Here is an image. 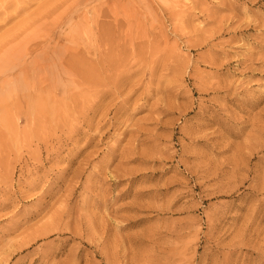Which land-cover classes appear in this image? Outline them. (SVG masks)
Segmentation results:
<instances>
[{
    "label": "rangeland",
    "instance_id": "374dc122",
    "mask_svg": "<svg viewBox=\"0 0 264 264\" xmlns=\"http://www.w3.org/2000/svg\"><path fill=\"white\" fill-rule=\"evenodd\" d=\"M263 58L264 0H0V264H264Z\"/></svg>",
    "mask_w": 264,
    "mask_h": 264
},
{
    "label": "bare ground",
    "instance_id": "6f19581e",
    "mask_svg": "<svg viewBox=\"0 0 264 264\" xmlns=\"http://www.w3.org/2000/svg\"><path fill=\"white\" fill-rule=\"evenodd\" d=\"M62 4H63V2H62ZM63 6H64V5H63ZM50 8H51V7H50ZM50 8H49V9H50ZM45 9H47V8H45ZM52 11H53V10H52ZM42 12H43V10H42ZM44 12H45V11H44ZM49 12H50V11H48V13H49ZM50 13H51V12H50ZM42 14H43V13H42ZM42 14H41V15H42ZM44 15H45V14H44ZM114 20H115V19H114ZM114 22H116V21H114ZM117 22H118V21H117ZM115 24H116V23H115ZM118 27H119V26H118ZM118 27H116V28H118ZM101 28H102V27H101ZM18 29H19V28H18ZM119 29H120V28H119ZM24 31H25V30H24ZM103 31H104V30H103ZM101 32H102V31H101ZM18 33H19V32H18ZM97 33H98V30H97ZM107 33H108V32H107ZM112 35H113V34H112ZM99 36L101 37L100 32H99ZM99 36H97V37H99ZM115 36H116V35H115ZM100 37H99V38H100ZM116 37H117V36H116ZM119 37H120V36H119ZM8 38H9V37H8ZM11 38H12V37H11ZM13 38H14V37H13ZM103 38H104V37H103ZM101 39H102V38H101ZM101 39H100L99 44L103 41V39H102V41H101ZM109 39H111V38H109ZM125 39H126V38H125ZM127 39H128V38H127ZM133 39H134V38H133ZM120 40H121V39H120ZM134 40H135V39H134ZM8 41H9V40H8ZM104 41H105V40H104ZM122 41H123V40H122ZM122 41H121V42H122ZM129 41H130V40H129ZM131 41H132V40H131ZM107 42H108V41H107ZM113 42H114V41H113ZM115 42H117V41L115 40ZM109 43H110V41H109ZM137 43H139V42H137ZM102 44H104V43L102 42ZM111 44H112V42H111ZM119 44H120V42H119ZM135 44H136V43H135ZM106 45H107V44H106ZM114 45H115V44H114ZM120 45H121V44H120ZM130 45H131V44H130ZM133 45H134V44H133ZM136 45H137V44H136ZM111 46H112V45H111ZM124 46H125V45H124ZM138 46H139V44H138ZM99 47H100V45H99ZM117 47H119V46H117ZM128 47H130V46H128ZM134 47H135V45H134ZM100 48H101V47H100ZM108 49H109V48H108ZM110 49H111V48H110ZM122 49H124V48L122 47ZM127 49H128V48H127ZM119 50H120V49H119ZM98 51H99V50H98ZM102 51H103V50H102ZM110 51H111V50H110ZM112 51H114V50H112ZM112 51H111V53H112ZM123 51H124V50H122V52H123ZM108 52H109V50H108ZM129 52H130V51H129ZM97 53H99V52H97ZM82 54H83V53H82ZM82 54H81V55H82ZM81 55H80V56H81ZM84 55H85V54H84ZM84 55H83V56H84ZM86 55H87V54H86ZM107 55H108V54H107ZM107 55H105V56H107ZM118 55H119V53H118ZM83 56H82V57H83ZM105 56L103 55V58H104ZM112 56H113V55H112ZM120 56H121V55H120ZM123 56H124V55H123ZM123 56H122V57H123ZM100 57H101V56H100ZM118 57H119V56H118ZM256 57H257V56H256ZM76 58L78 59V57H76ZM83 58H84V57H83ZM110 58H111V57H110ZM113 58H114V56H113ZM97 59H98V58H97ZM99 59H100V58H99ZM101 59H102V58H101ZM128 59H129V58H128ZM263 59H264V58H263ZM94 60H95V59H94ZM73 61H74V60H73ZM80 61H81V60H80ZM86 61H88V60H86ZM95 61H96V60H95ZM102 61H103V60H102ZM102 61H100V63H103ZM117 61H118V60H117ZM141 61H142V60H141ZM241 61H242V60H241ZM263 61H264V60H262V62H263ZM88 62H89V61H88ZM96 62H99V61H96ZM106 62H107V61H106ZM121 63H122V62H121ZM142 63H143V62H142ZM91 64H92V62H91ZM91 64H90V65H91ZM98 64H99V63H97V65H98ZM115 64H116V63H115ZM260 64H261V63H260ZM111 65H112V64H111ZM111 65H110V66H111ZM79 66H80V64H79ZM91 66H92V65H91ZM91 66H89V67H91ZM100 66H102V64H101ZM106 66H107V65H106ZM106 66H105V67H106ZM130 66H131V65H130ZM70 67H71V66H70ZM84 67H85V66H84ZM95 67H96V65H95ZM112 67H113V66H112ZM125 67H126V66H125ZM127 67L129 68V66H127ZM132 67H133V66H132ZM78 68H79V67L77 66V70H78ZM85 68H86V67H85ZM93 68H94V67H93ZM97 68H98V67H97ZM102 68H103V67H102ZM109 68H110V67H109ZM80 69H81V68H80ZM95 69H96V68H95ZM99 69H100V67H99ZM110 69H112V68H110ZM124 69H125V68H124ZM129 69H131V68H129ZM72 70H73V69H72ZM77 70H73V71H77ZM101 70H103V69H100V71H101ZM107 70H108V69H107ZM112 70H113V69H112ZM122 70H123V69H122ZM125 70H126V69H125ZM69 71H71V70H69ZM103 71H104V70H103ZM123 71H124V70H123ZM127 71H128V70H127ZM129 71H131V70H129ZM91 72H92V71H91ZM115 72H116V71L114 70L113 73H115ZM121 72H122V71H121ZM73 73H74V72H73ZM77 73H78V72H77ZM83 73H84V72H82L81 74H83ZM87 73H88V72H87ZM111 73H112V72H111ZM113 73H112V74H113ZM117 73H118V72H117ZM124 73H125V71H124ZM129 73H130V72H129ZM151 73H152V72H151ZM84 74H86V72H85ZM88 74H89V73H88ZM102 74H103V73H102ZM105 74H106V72H105ZM119 74H120V73H119ZM92 75H93V74H92ZM94 75H95V74H94ZM100 75H101V74H100V72H99V77H101V79H102L103 77L100 76ZM115 75H116V73H115ZM152 75H153V74H152ZM79 76H80V74H79ZM83 76L85 77V75H83ZM103 76H104V75H103ZM111 76H112V75H111ZM111 76H110V77H111ZM117 76H118V74H117ZM76 77H77V76H76ZM92 77H94V76H92ZM80 78H82V76L79 77V80H82V79H80ZM87 78H89L88 75H87ZM115 78H117V77H115ZM119 78H121V77H119ZM101 79H100V80H101ZM112 79H114V77H113ZM112 79H111V80H112ZM126 79H127V78H126ZM79 80H78V82H79ZM83 80H84V79H83ZM87 80H88V79H87ZM90 80H91V79H90ZM94 80H95V79H94ZM98 80H99V79H98ZM100 80H99V81H100ZM106 80H108V79H106ZM117 80H118V79H117ZM95 81H97V80H95ZM101 81H103V80H101ZM112 81H113V80H112ZM114 81H116V79H114ZM132 81H133V80H132ZM80 82H81V81H80ZM88 82H89V81H88ZM91 82H93V81H91ZM104 82H106V81H104ZM104 82H103V83H104ZM108 82H109V81H108ZM119 82H120V81H119ZM134 82H135V81H134ZM134 82H133V83H134ZM138 82L141 83V81H138ZM231 82H232V81H231ZM82 83H83V82H82ZM93 83H94V82H93ZM110 83H111V82H110ZM130 83H131V82H130ZM135 83H136V82H135ZM223 83H224V82H223ZM233 83H234V82H233ZM79 84H80V83H79ZM99 84H100V82H99ZM99 84H97V85H99ZM123 84H124V83H123ZM123 84H122V85H123ZM125 84H126V83H125ZM84 85H85V84H83V86H84ZM119 85H120V84H119ZM122 85H121V86H122ZM137 85H138V83H137ZM221 85H222V84H221ZM85 86H86V85H85ZM93 86H94V85H93ZM100 86H101V85H100ZM100 86H97V87L99 88ZM103 86H104V85H103ZM112 86H113V85H112ZM134 86H135V85H134ZM139 86H140V85H139ZM234 86H235V85H234ZM79 87H80V85H79ZM86 87H87V86H86ZM95 87H96V86H95ZM113 87H114V86H113ZM119 87H120V86H118V88H119ZM131 87H132V85H131ZM131 87H129L128 89L130 90ZM137 87H138V86H137ZM218 87H219V86H218ZM228 87H229V86H228ZM232 87H233V86H232ZM101 88H102V87H101ZM104 88H105V87H104ZM108 88H109V86H108ZM124 88H125V87H124ZM133 88H134V87H133ZM216 88H217V87H216ZM216 88H215V89H216ZM219 88H220V87H219ZM67 89H68V88H67ZM87 89H89V88H87ZM105 89H106V88H105ZM110 89H112V88H110ZM114 89H115V87H114ZM119 89H120V88H119ZM231 89H232V88H231ZM70 90H71V89H70ZM74 90H75V89H74ZM83 90H84V89H83ZM95 90H96V88H95ZM95 90L93 89L94 92H95ZM102 90H104V89H102ZM123 90H124V89H123ZM216 90H217V89H216ZM229 90H230V87H229ZM229 90H228V91H229ZM235 90H236V88H235ZM239 90H240V89H239ZM245 90H246V89H245ZM247 90H248V89H247ZM249 90H250V89H249ZM66 91H67V90H66ZM85 91H86V90H85ZM89 91H90V90H89ZM93 91H92V92H93ZM104 91H105V90H104ZM106 91H107V90H106ZM111 91H113V90H111ZM119 91H120V90H119ZM222 91H223V90H222ZM232 91H233V90H232ZM243 91H244V90H243ZM78 92H79V91H78ZM92 92H90V93L92 94ZM100 92H101V91H100ZM117 92H118V91H117ZM117 92H116V93H117ZM122 92H123V91H122ZM122 92H121V94H122ZM131 92H133V91H131ZM216 92H217V91H216ZM220 92H221V89H220ZM220 92H218V93L220 94ZM241 92H242V91H241ZM245 92H246V91H245ZM69 93H70V92H69ZM98 93H99V92H98ZM101 93H102V92H101ZM126 93L129 94V92H127V91H126ZM226 93H227V92H226ZM242 93H243V92H242ZM247 93H248V92H247ZM66 94H67V93H66ZM76 94H77V93H75V94L72 95V96H76ZM95 94H96V93H95ZM230 94H231V93H230ZM232 94H233V93H232ZM248 94H249V93H248ZM43 95H44V94H41V96H43ZM84 95H85V94H84ZM84 95H82V96H84ZM125 95H126V94H125ZM131 95H132V94H131ZM239 95H240V94H239ZM245 95H246V93H245ZM249 95H250V94H249ZM254 95H255V94H254ZM41 96H40V98H41ZM49 96H50V95H49ZM49 96L47 95V96H45V97H49ZM78 96H79V95H78ZM85 96H86V95H85ZM103 96H104V95H103ZM251 96H252V95H251ZM79 97H80V96H79ZM93 97H94V96H93ZM114 97H115V96H114ZM114 97H113V98H114ZM118 97H119V96H118ZM120 97H121V96H120ZM222 97H223V96H222ZM227 97H228V96H227ZM246 97H247V96H246ZM32 98H33V97H32ZM53 98H54V97H53ZM65 98H66V97H65ZM65 98H64V99L62 98V99L65 100ZM67 98H69V97L67 96ZM71 98H72V97H71ZM80 98H81V97H80ZM84 98H85V97H84ZM91 98H92V97H91ZM111 98H112V97H111ZM115 98H116V97H115ZM128 98H129V97H128ZM255 98H256V97H255ZM78 99H79V98H78ZM227 99H228V98H227ZM248 99H249V98H248ZM36 100H37V98H36ZM40 100H41V101H40ZM40 100H39V102H36V101H35L36 103L33 105V106H34V109H33V110L36 112V113H35L36 116H37L38 113H40V114H39L40 117L42 116L41 113H44V115H45V114H47V115H54V114H55V111H56V109H57L56 107H58L57 105H59V104H55V103H53L54 101L51 102V101H49V99H48V101H46V100H42V99H40ZM56 100H58V99H56ZM72 100H73V99H72ZM72 100H71V101H72ZM74 100H75V99H74ZM80 100H81V99H80ZM82 100H84V99L82 98ZM89 100H90V99H89ZM105 100H106V99H105ZM116 100H117V99H116ZM121 100H122V98H121ZM236 100H237V99H236ZM29 101H30V100H29ZM33 101H34V99H33ZM58 101H60V100H58ZM71 101H70V102H71ZM91 101H92V100H91ZM113 101H114V99H113ZM219 101H220V100H219ZM63 102H64V101H63ZM66 102H67V101H66ZM72 102H73V101H72ZM72 102H71V103H72ZM75 102H77V101H74V103H75ZM78 102H79V101H78ZM117 102H118V101H117ZM64 103H65V102H64ZM79 103H80V102H79ZM79 103H78V104H79ZM84 103H85V102H84ZM110 103H111V102H110ZM110 103H109V104H110ZM122 103H123V101H122ZM61 104H62V102H61ZM65 104H66V103H65ZM65 104H64V105H65ZM87 104H88V102H87ZM106 104H107V103H106ZM123 104H124V103H123ZM134 104H136V103H134ZM15 105H16V104H15ZM70 105H71V104H69V106H70ZM79 105H80V104H79ZM79 105H78V106H79ZM81 105H82V104H81ZM83 105H84V104H83ZM85 105H86V103H85ZM128 105H129V104H128ZM72 106H73V105H72ZM72 106H71V107H72ZM76 106H77V105H76ZM78 106H77V107H78ZM125 106H126V105H125ZM245 106H246V105H245ZM1 107H2V106H1ZM1 107H0V108H1ZM27 107H28V106H27ZM59 107H60V106H59ZM61 107H62V106H61ZM73 107H75V104H74ZM73 107H72V109H74ZM81 107H82V106H81ZM88 107H89V106H88ZM118 107H119V106H118ZM4 108H5V107H4ZM68 108H69V107H68ZM68 108H67V109H68ZM131 108H132V106H131ZM134 108H136V106H135ZM2 109H3V108H2ZM2 109H1V110H2ZM6 109H7V108H6ZM6 109H5V110H6ZM75 109H76V108H75ZM80 109H81V108H80ZM103 109H104V108H103ZM224 109H225V108H224ZM44 110H45V111H48V113H46ZM131 110H132V109H131ZM30 111H31V110H30ZM59 111L61 112V110H59ZM114 111H115V109H114ZM4 112H6V111H4ZM4 112H2V113H4ZM32 112H33V111H32ZM32 112H31V113H32ZM63 112H64V111H63ZM68 112H69V111H68ZM87 112H88V111H87ZM99 112H100V111H99ZM109 112H110V111H109ZM133 112H134V110H133ZM261 112H264V111H261ZM72 113H73V112H72ZM72 113H71V114H72ZM76 113H79V112H74V114H76ZM81 113H82V112H81ZM85 113H86V112H85ZM100 113H101V112H100ZM68 114H69V113H68ZM71 114H70V115H71ZM90 114H91V113H90ZM44 115H43V116H44ZM64 115H65V114H64ZM82 115H83V114H82ZM65 116H66V115H65ZM65 116H64V117H65ZM71 116H72V115H71ZM75 116H76V115H75ZM79 116H80V114H79ZM79 116H78V117H79ZM96 116H97V115H96ZM96 116H95V117H96ZM104 116H105V115H104ZM259 116H260V115H259ZM3 117H4V115L2 116V118H3ZM38 117H39V116H38ZM44 117H47V116H44ZM44 117H43V118H44ZM48 117H49V116H48ZM48 117H47V118H48ZM51 117H52V116H51ZM73 117H74V116H73ZM98 117H99V116H98ZM101 117H102V115H101ZM108 117H109V116H108ZM2 118H0V119H2ZM84 118H85V117H84ZM88 118H89V117H88ZM109 118H110V117H109ZM33 119H34V118H33ZM38 119H39V118H38ZM41 119H42V118H40L39 120H41ZM68 119H69V118H68ZM75 119H76V118H75ZM79 119H80V117H79ZM79 119H78V120L76 119V121H79ZM81 119H82V118H81ZM105 119H107V118L105 117ZM44 120H47V119L45 118ZM62 120H63V119H62ZM86 120H87V119H86ZM103 120H104V118H103ZM103 120H102V121H103ZM110 120H111V119H110ZM263 120H264V119H263ZM34 121H35V120H34ZM36 121H38V120H36ZM63 121H64V120H63ZM63 121H62V122H63ZM82 121H83V119H82ZM93 121H95V120H93ZM93 121H92V122H93ZM69 122H70V121H69ZM86 122H87V121H86ZM89 122H90V121H89ZM104 122H105V121H104ZM111 122H112V120H111ZM73 123H76L75 120H73ZM73 123H72V124H73ZM78 123H79V122H78ZM78 123H76V124L78 125ZM81 123H82V122H81ZM101 123H102V122H101ZM37 124H38V123H37ZM43 124H44V123H43ZM47 124H48V123H47ZM47 124H46V125H47ZM69 124H71V123H69ZM85 124H86V123H85ZM87 124H88V122H87ZM87 124H86V126H88ZM95 124H96V123H95ZM98 124H99V122H98ZM263 124H264V123H263ZM29 125H30V124H29ZM34 125H35V124H34ZM106 125H107V124H106ZM41 126H43V125H41ZM48 126H49V125H48ZM67 126H68V125H67ZM67 126H66V127H67ZM74 126H75V124H74ZM34 127H35V126H34ZM34 127H33V128H34ZM58 127H59V126H58ZM77 127H78V126H77ZM79 127H80V126H79ZM92 127H96V125H95V126H92ZM33 128H31V129H32V133H33ZM45 128H46V127H45ZM51 128H52V127H51ZM71 128H72V127H71ZM97 128H98V127H97ZM58 129H59V128H58ZM68 129H69V128L67 127V130H68ZM92 129H93V128H92ZM94 129H96V128H94ZM42 130H43V129H42ZM47 130H48V129H47ZM49 130H50V129H49ZM60 130H61V126H60ZM63 130H64V129L62 128L61 131H63ZM84 130H85V129H84ZM89 130H91V129H89ZM100 130H101V129H100ZM27 131H28V129H27ZM27 131H26V132H27ZM43 131H44V130H43ZM65 131H66V130H65ZM68 131H71V130L69 129ZM68 131H66V132H68ZM82 131H83V130H82ZM263 131H264V130H263ZM39 132H40V131H39ZM44 132H46V131H44ZM47 132H49V131H47ZM47 132H46V133H47ZM53 132H55V130H54ZM29 133H30V131H29ZM32 133H31V134H32ZM37 133H38V131H37ZM57 133H58V132H57ZM57 133H56V134H57ZM61 133H62V132H61ZM73 133H74V132H73ZM75 133H76V132H75ZM91 133H92V132H91ZM105 133H106V132H105ZM105 133H104V134H105ZM24 134H25V131H24ZM47 134H48V136H49L50 132L47 133ZM63 134H64V133H63ZM67 134H68V133H67ZM92 134H93V133H92ZM92 134H91V135H92ZM25 135H28V134H25ZM32 135H34V133H33ZM52 135H53V134H52ZM57 135H58V134H57ZM68 135H69V134H68ZM30 136H31V135H30ZM38 136H40V138H41V133H40ZM48 136H47V138H48ZM55 136H56V135H55ZM58 136H59V135H58ZM32 137H35V135L32 136ZM32 137H31V138H32ZM43 137H44V136H43ZM53 137H54V136H53ZM75 137H76V136H75ZM77 137H78V136H77ZM91 137H92V136H91ZM27 138H28V136H27ZM35 138H36V137H35ZM56 138H58V137H56ZM59 138H60V136H59ZM38 139H39V138H38ZM41 139H42V138H41ZM44 139H46V138H44ZM49 139H51V136H50ZM68 139H69V138H68ZM70 139H71V138H70ZM77 139H78V138H77ZM61 140H62V138H61ZM61 140H60V141H61ZM73 140H74V139H73ZM40 141H41V140H40ZM40 141H39V142H40ZM41 142H42V141H41ZM41 142H40V144H41ZM43 142H44V141H43ZM74 142H75V140H74ZM84 142H85V141H84ZM63 143H64V141H63ZM75 143H76V142H75ZM29 144H30V143H29ZM38 144H39V143H38ZM46 144H47V143H46ZM77 144H78V142H77ZM77 144H76V145H77ZM43 145H44V143H43ZM40 146H41V145H40ZM76 147H77V146H76ZM79 147H80V146H79ZM77 148H78V147H77ZM26 151H27V150H26ZM30 151H31V150H30ZM50 151H51V150H50ZM40 153H41V152H40ZM36 156H37V155H36ZM32 157H33V155H32ZM39 160H40V158H39ZM41 161H42V160H41ZM18 162H19V161H18ZM35 162H36V161H35ZM39 162H40V161H39ZM39 164H41V163H39ZM42 164H43V163H42ZM37 167H40V165H37ZM42 170H43V169H42ZM61 170L63 171L64 169H61ZM37 171H38V170H37ZM61 173H62V172H61ZM119 176H120V175H119ZM122 177H123V175H122ZM119 179H120V178H119ZM11 180H12V179H11ZM121 180H122V178H121ZM2 182H4V180H3ZM5 182H6V181H5ZM132 183H133V182H132ZM7 184H8V183H7ZM7 184H6V185H7ZM5 187H6V186H5ZM1 190H2V189H1ZM7 190H8V189H7ZM121 192H123V191H121ZM9 193H10V192H9ZM42 194H43V192H42ZM73 194H74V193H73ZM11 195H12V194H11ZM41 197H42V196H41ZM37 199H38V198H37ZM40 199H41V198H40ZM70 199H71V198H70ZM102 200H103V199H102ZM6 201H7V200H6ZM6 201H5V202H6ZM35 201H37V200L35 199ZM39 202H40V201H39ZM25 205H26V204H25ZM69 208H70V207H69ZM64 209H65V207H64ZM67 209H68V208H67ZM55 212H56V211H55ZM55 212H53V213H55ZM56 215H57V214H56ZM57 216H58V215H57ZM60 217H61V216H60ZM60 217H59V218H60ZM52 218H53V217H52ZM61 219H62V218H61ZM52 221H53V219H52ZM52 221H51V222H52ZM60 221H61V220H60ZM60 221H59V222H60ZM54 223H55V222H54ZM40 231H41V230H40ZM26 240H27V239H26ZM30 242H31V241H30Z\"/></svg>",
    "mask_w": 264,
    "mask_h": 264
}]
</instances>
